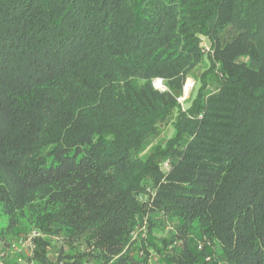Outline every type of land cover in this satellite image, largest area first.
Returning <instances> with one entry per match:
<instances>
[{"label":"trees","instance_id":"1","mask_svg":"<svg viewBox=\"0 0 264 264\" xmlns=\"http://www.w3.org/2000/svg\"><path fill=\"white\" fill-rule=\"evenodd\" d=\"M0 214L34 264H264V0H0Z\"/></svg>","mask_w":264,"mask_h":264},{"label":"built area","instance_id":"2","mask_svg":"<svg viewBox=\"0 0 264 264\" xmlns=\"http://www.w3.org/2000/svg\"><path fill=\"white\" fill-rule=\"evenodd\" d=\"M192 78H188L185 85H184V92L183 95L179 98V101L183 102L182 100L187 99L189 97V90L192 87ZM154 84L157 88L159 89H165V85L163 82V79L157 78L154 81ZM36 231L24 236L19 243L17 244H12L8 247L5 248V246H0V264H6L5 259L11 255H18L17 256V261L20 264H34V261L30 260L29 257H32L34 252H33V244L32 240L33 238L38 235Z\"/></svg>","mask_w":264,"mask_h":264},{"label":"rangeland","instance_id":"3","mask_svg":"<svg viewBox=\"0 0 264 264\" xmlns=\"http://www.w3.org/2000/svg\"><path fill=\"white\" fill-rule=\"evenodd\" d=\"M206 48H209V46H207V43H206V38H205V44H203ZM191 83H192V87H191V89L194 87V85H195V80H193V78H192V81H191ZM165 87V86H164ZM190 89V90H191ZM189 90V91H190ZM186 99H184V100H182V101H185ZM164 167V169L165 170H167V167H169L168 165H167V163L163 166ZM163 220V221H162ZM157 222H158V224L160 223V225L158 226H156L155 227V229H154V233L155 234H157V235H161L162 233H161V231L162 230H164L165 229V232L166 233H168L169 231H172L173 230V228H172V226H171V223H170V221L169 220H164V219H162V218H158L157 219ZM7 218H6V216L5 215H3V214H0V233L2 234V235H0V246H5V248L6 247H8V246H10V245H12V244H17V243H19V241L23 238V237H14V236H12V232L10 233L8 230H7ZM146 231H147V227H144V228H142V230H141V234L143 233V234H145L146 233ZM1 249V248H0ZM51 256H54V255H51ZM50 256V257H51ZM55 257V256H54ZM56 258V257H55ZM52 259V258H51Z\"/></svg>","mask_w":264,"mask_h":264},{"label":"water","instance_id":"4","mask_svg":"<svg viewBox=\"0 0 264 264\" xmlns=\"http://www.w3.org/2000/svg\"><path fill=\"white\" fill-rule=\"evenodd\" d=\"M206 43H207V46H209V48H210L211 42H210L209 38H206ZM51 258L53 261H55V259H56L54 256H51Z\"/></svg>","mask_w":264,"mask_h":264}]
</instances>
